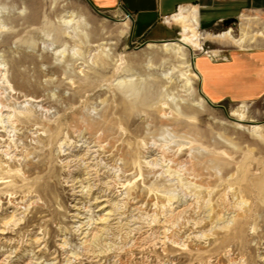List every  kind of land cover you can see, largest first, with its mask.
<instances>
[{
    "label": "rangeland",
    "instance_id": "rangeland-1",
    "mask_svg": "<svg viewBox=\"0 0 264 264\" xmlns=\"http://www.w3.org/2000/svg\"><path fill=\"white\" fill-rule=\"evenodd\" d=\"M182 14L173 59L122 10L0 0V264H264V95L195 67L264 33Z\"/></svg>",
    "mask_w": 264,
    "mask_h": 264
},
{
    "label": "crops",
    "instance_id": "crops-1",
    "mask_svg": "<svg viewBox=\"0 0 264 264\" xmlns=\"http://www.w3.org/2000/svg\"><path fill=\"white\" fill-rule=\"evenodd\" d=\"M86 1L98 11L129 12L137 37L150 41H167L173 37V25L177 24L174 21L183 11L190 12L206 28H213L229 18L234 21L256 19L260 23L257 31L264 33V0ZM240 34L241 31L238 36ZM252 34L246 36L242 45L216 48L218 59L203 54L195 59L202 91L210 102L246 101L264 95V37L257 35L254 39V32ZM233 39L236 43L242 41L240 37Z\"/></svg>",
    "mask_w": 264,
    "mask_h": 264
},
{
    "label": "bare ground",
    "instance_id": "bare-ground-1",
    "mask_svg": "<svg viewBox=\"0 0 264 264\" xmlns=\"http://www.w3.org/2000/svg\"><path fill=\"white\" fill-rule=\"evenodd\" d=\"M33 11V10H32ZM184 12V11H183ZM35 14V12H34ZM63 17V16H62ZM176 19H183V14L180 13L179 15L176 16ZM196 20V19H195ZM76 23V20H74V16L71 13L70 15H67L66 18L64 19H59V27L58 30L60 33L61 31L63 32V34H67V35H72V33L75 32L76 27L74 26V24ZM191 25V24H190ZM74 27V28H73ZM195 27V26H193ZM183 28V27H182ZM185 28V27H184ZM76 33V32H75ZM61 35V34H60ZM75 35V34H74ZM208 35L210 37H217V38H225V37H232L231 35V29H227L217 35H211L208 33ZM68 36V37H69ZM71 37V36H70ZM73 37V36H72ZM74 38V37H73ZM188 41L186 36H183L182 38L179 39H175V40H167V41H163L162 46L164 47L165 51H166V55L169 56L170 58L176 59V55L182 50V46L186 45V42ZM199 42V41H198ZM200 45V44H199ZM201 49V48H200ZM196 73V72H195ZM198 74V73H197ZM2 114V107L0 108V115ZM253 129L257 128L258 126L253 125L252 126ZM77 171V170H76Z\"/></svg>",
    "mask_w": 264,
    "mask_h": 264
},
{
    "label": "water",
    "instance_id": "water-1",
    "mask_svg": "<svg viewBox=\"0 0 264 264\" xmlns=\"http://www.w3.org/2000/svg\"><path fill=\"white\" fill-rule=\"evenodd\" d=\"M234 21L233 18H229L223 21V24L228 27V25H230L232 22Z\"/></svg>",
    "mask_w": 264,
    "mask_h": 264
},
{
    "label": "built area",
    "instance_id": "built-area-1",
    "mask_svg": "<svg viewBox=\"0 0 264 264\" xmlns=\"http://www.w3.org/2000/svg\"><path fill=\"white\" fill-rule=\"evenodd\" d=\"M126 14H127L128 16H130V17H131V15H130V13H129V12H126Z\"/></svg>",
    "mask_w": 264,
    "mask_h": 264
}]
</instances>
